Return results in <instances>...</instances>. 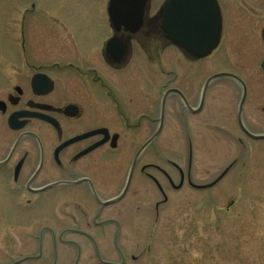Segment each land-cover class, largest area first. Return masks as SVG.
Segmentation results:
<instances>
[{"label": "flooded vegetation", "instance_id": "af4514ba", "mask_svg": "<svg viewBox=\"0 0 264 264\" xmlns=\"http://www.w3.org/2000/svg\"><path fill=\"white\" fill-rule=\"evenodd\" d=\"M216 2L221 17L220 47L224 45L227 8ZM149 3L134 34L124 26L116 29L108 1L103 11L68 14L36 10L31 4L14 17V74L0 78V230L3 226L26 229L37 250L10 264H66L69 256L71 264H80L85 257L96 264H116L101 258V242L110 243L124 264L125 256L115 244L128 240L129 235L122 233L115 207L130 210L135 198L128 197L137 190L136 209H142L147 179L166 201L160 183L148 169H154L174 190L181 189L185 181L191 188L195 186L189 170L185 176L173 164L179 176L176 186L161 168L147 164L146 148L137 156L158 131L149 145L160 135L169 98L174 97L185 111L187 106L195 110L187 100L191 91L177 86L160 94L159 105L148 104L146 95L154 90H146L145 79L123 74L136 50L145 54L148 41L154 40L160 47L168 44L159 15L164 2L152 15ZM239 6L245 15H255L258 9L264 12V0H239ZM259 37L264 39V29ZM111 41L114 47L109 52ZM226 74L240 79L234 73ZM230 80L241 88L242 96L245 89L247 97L245 82L240 79L243 87ZM168 90L178 91L185 102L173 92L163 107ZM201 98L202 92L199 105ZM241 122L247 130L242 111ZM148 129H155L149 137ZM131 148H135L133 154L128 153ZM125 227L128 230L130 224Z\"/></svg>", "mask_w": 264, "mask_h": 264}, {"label": "rangeland", "instance_id": "374dc122", "mask_svg": "<svg viewBox=\"0 0 264 264\" xmlns=\"http://www.w3.org/2000/svg\"><path fill=\"white\" fill-rule=\"evenodd\" d=\"M107 1L0 0V78H12L14 74L13 20L18 11L28 9L31 4L36 10L65 14L103 11ZM164 1L150 0L149 14L157 11ZM217 1L227 8L224 45L209 57L191 60L170 44L160 47L150 40L145 54L135 51L134 60L123 74L127 78L145 79L146 90H154L150 96L146 95L148 104L159 105L160 94L177 86L191 91L187 100L196 109L209 77L234 73L247 86L242 121L251 134L264 135V72L260 67L264 60V39L259 37L264 29V12L258 9L255 15H245L239 0ZM241 97V88L235 82L220 78L209 85L199 114L185 111L174 97L167 100L163 129L144 152L147 164L161 168L176 186L179 176L173 164L185 176L189 170L190 182L195 186H208L227 172L209 189H194L185 181L181 189L174 190L154 169H148L160 183L166 201L147 179L142 209H136L137 190L128 197L135 198L130 210L122 205L115 207V218L124 228L122 233L129 235L128 240L123 238L115 244L125 256L124 264H264V140H252L240 130L237 112ZM154 132L155 129H148L147 137ZM134 151L131 148L128 153ZM26 232L19 227H2L0 264H10L20 255L37 250V243ZM110 245L99 243L101 258L120 264V256L112 252ZM72 262L69 256L66 264ZM80 264L96 263L85 257Z\"/></svg>", "mask_w": 264, "mask_h": 264}, {"label": "water", "instance_id": "95a60500", "mask_svg": "<svg viewBox=\"0 0 264 264\" xmlns=\"http://www.w3.org/2000/svg\"><path fill=\"white\" fill-rule=\"evenodd\" d=\"M148 3L149 0H109L107 10L111 14L110 18L114 22L116 29L124 26L131 34H134L142 24L143 15L148 9ZM159 15L162 18L161 31L165 40L191 60H203L217 49L221 35V17L216 0H165L159 11ZM128 23L130 26H128ZM112 47H114V43L111 41L108 44L107 51H112ZM261 69L264 72V62L261 64ZM220 78L237 80L244 87L242 81L233 75L225 73L213 75L204 84L199 107L192 110L187 106L189 112L192 114H199L201 112L204 95L208 86L211 82ZM173 92L177 93L185 102L178 91L168 90L163 97V107L166 97ZM245 98L246 93L244 89L238 110L240 129L248 138L255 141H263L264 135H252L242 125L241 111ZM158 134L159 131L140 149L137 156L148 147ZM226 172L206 187H192L199 190L211 188L225 176ZM181 186L182 183L176 188L179 189Z\"/></svg>", "mask_w": 264, "mask_h": 264}]
</instances>
